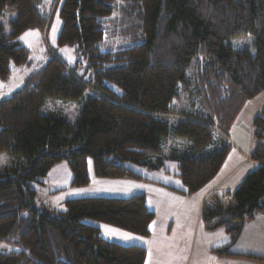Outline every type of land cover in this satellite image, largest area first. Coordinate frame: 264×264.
Returning a JSON list of instances; mask_svg holds the SVG:
<instances>
[{
    "label": "trees",
    "instance_id": "16d2710c",
    "mask_svg": "<svg viewBox=\"0 0 264 264\" xmlns=\"http://www.w3.org/2000/svg\"><path fill=\"white\" fill-rule=\"evenodd\" d=\"M56 2V3H55ZM60 46H76L91 75H79L51 53L11 96L0 98V152L11 164L0 174V264H146L147 248L106 239L92 219L149 237L156 212L145 194L82 197L52 211L35 200L34 183L63 161L71 185L98 177L141 179L130 163L150 170L178 162L184 195H193L221 171L232 149L229 133L246 103L264 92V0H55ZM13 11L10 31L0 26V79L11 63H30L31 50L14 42L30 29L47 33L50 10L41 0H0V17ZM251 35L254 50L230 40ZM107 84L119 86L115 93ZM183 94L200 112L171 107ZM82 101L75 123L42 114L50 99ZM251 157L260 164L233 191L213 193L202 221L225 227L231 240L212 250L235 255L244 224L264 211V109L253 121ZM181 139L171 153L164 145ZM231 222H236L231 226ZM264 261V256L240 254Z\"/></svg>",
    "mask_w": 264,
    "mask_h": 264
},
{
    "label": "rangeland",
    "instance_id": "374dc122",
    "mask_svg": "<svg viewBox=\"0 0 264 264\" xmlns=\"http://www.w3.org/2000/svg\"><path fill=\"white\" fill-rule=\"evenodd\" d=\"M50 10L52 24L49 34L39 29H30L21 34L14 42H19L31 50V61L28 64L17 66L11 63V77L7 81L0 79V98L11 96L17 89L23 86L26 78L35 70L39 69L50 57L51 53L61 56L69 66H74L79 75L88 78L91 75L89 71V62L76 46H60L58 44V36L62 28V19L60 17V6L55 7V0H41ZM55 2V3H54ZM13 11L6 12L0 17V26H3L6 32L10 29L11 14ZM232 46L236 49L249 48L254 50L253 37L251 35L238 36L230 40ZM115 93H121L122 90L115 84H107ZM259 96V95H258ZM259 100H264V93ZM255 102V101H254ZM82 101L71 100L66 101L61 98H53L42 108L41 112L45 115L55 117H64L71 123H75L78 119ZM255 106V103L253 104ZM171 107L178 111L200 112L202 109L196 103L194 97L183 94L180 98H176L171 103ZM233 128L229 133V141L232 150L223 165L219 176L215 182L228 181L224 187H228L231 191L235 190L247 174L254 167L250 163L254 162L251 157V149L256 147L257 139L253 135L251 120L243 115H239ZM254 128V126H253ZM240 136V142L237 137ZM181 142V139L171 138L164 145V152L169 154L173 152ZM237 144L239 147H237ZM11 154L7 151L0 152V174H4L11 164ZM252 161H251V160ZM257 163V162H256ZM129 167L133 169L141 179L127 178V181H114V179L94 178L96 175L92 160L89 159L88 169L91 176V182L85 186L75 187L72 189L73 174L71 167L67 161L54 165L46 176L38 179L33 188L36 190L35 200L38 204H45L48 209L61 212L66 209L64 201L69 199L75 192H83L88 194L86 197H131L137 194H145L147 196L148 205L151 210L156 212L155 220L151 225L153 237L149 240V262L148 264H170L171 260L168 253L175 247L177 239L173 240L160 238V233L165 231L167 227L175 224L174 232H190L189 245H186L183 254L189 256L192 261L198 259L197 264H264V261H251L250 257L241 259H228V255H220L218 253L205 252V247H217L227 244L231 240V236L225 227H219L214 230L204 228L201 213V194L193 197L191 208L185 210L183 205L186 199L178 197L174 199L171 195L173 189H184V184L178 176V162L175 160H166L165 168L159 170H150L141 165L130 163ZM256 168V166H255ZM254 168V169H255ZM246 174V175H245ZM227 177V178H226ZM101 178V179H100ZM57 187H62L57 189ZM207 190V187L206 189ZM84 194V195H85ZM210 199V198H209ZM208 199V200H209ZM198 202V203H196ZM209 205H212L213 199H210ZM87 223L100 224L101 233L110 241L122 245H139L132 242V238H142L121 228H117L105 223H101L92 219H86ZM249 222V221H248ZM246 223L243 227V235L231 247V250L237 251H257L264 254V240L257 237L249 236V232H264V226H257V223ZM183 223V224H182ZM231 226H235L236 222H231ZM194 232V233H193ZM202 232V233H200ZM241 232V233H242ZM192 233V234H191ZM130 236L132 238H130ZM17 249L8 245H0V252L12 251ZM153 253L158 255L163 262H156L153 259Z\"/></svg>",
    "mask_w": 264,
    "mask_h": 264
},
{
    "label": "crops",
    "instance_id": "0c3cea01",
    "mask_svg": "<svg viewBox=\"0 0 264 264\" xmlns=\"http://www.w3.org/2000/svg\"><path fill=\"white\" fill-rule=\"evenodd\" d=\"M11 17H12V19H14L16 17V13L13 12L11 14ZM51 24H52V18H51V23H50L49 30L51 28ZM49 30H48V34H49ZM8 31H10V29ZM263 93H261L256 98L249 100L246 103V105L244 106L242 112L240 113V115H243V117L246 116L248 118V120L250 119L252 123H253L255 117L264 109V100H259L260 99V96ZM254 103H255V106H253ZM251 128L254 131L253 126H251ZM240 136L241 135H239L237 137L238 142H240V140H241L240 139ZM237 147H239L238 144H237ZM254 148H255V146H254ZM254 148L251 149L252 152H253ZM230 153H231V151H230ZM230 153H229V155H230ZM253 161L254 162L250 163V165H252V167H254V168H255V166L257 167L260 164L258 161H255L254 159H253ZM254 168L252 170H254ZM250 170L247 171L246 174H248L250 172ZM218 176H219V174L217 175V177ZM217 177H215L205 187H203L201 190H199L197 193H195L193 195H190V196L189 195H184V194H182L179 191L181 189L178 190V189H175L173 187L170 188V189H173V190H171V191H173V192H171L172 193L171 195H173L174 199H178V197H182L183 199H186L185 201H183V202L186 203V204L183 205V207H184L185 210H188V209L191 208V203L193 201L192 200L193 197H198L196 195L201 194L202 195L201 196V206H202L201 207V213H202V209H203V205H204L205 201L208 200L213 193H219L220 194V193H224V192H227V191H231L230 188L224 187V184H228V181L226 179L225 180L223 179L222 181L215 182V179ZM94 178L99 179V177L97 175ZM126 179L127 178H117V179H114V181H120V182H122V181H127ZM71 186L72 185L70 184V187ZM206 187H207V190H205ZM61 188L62 187H57V189H61ZM74 188L75 187L72 186V189H74ZM84 194L85 193H83V192H75V193H73L70 196V198H82V197L89 196L88 194H85V195ZM196 203H198V202H196ZM246 223L244 224V227H245ZM248 223H257L256 224L257 226H260V225L264 226V211L258 213L255 216V218H253L252 220H250ZM95 225L97 227H99L100 230H101V225L100 224H95ZM174 228H175V224H172L169 227H167L165 229V231H163L159 235L161 239L163 237H167L166 239H168V240H173V239H176V238H181L180 239V242L177 239V243H176L175 247H173V249L170 251V253H168V256L170 257V260H171V263L170 264H197L199 262L198 259L194 258V260L192 261V259H190L189 256H187L186 254H183L184 253V250L182 248H186V245H189V237H188V235H189L190 232H174ZM204 228H205V226H204ZM200 233H202V232H200ZM242 235H243V232L240 234L239 239H241ZM249 236H251V237H257V238H259L261 240H264V232H254V234H251V232H249ZM132 237L130 236V238H132ZM152 237H153V233L149 237H144L147 240H144L142 238H132V242H135V244H139V245L144 246L145 248H147L148 254H147L146 264H148V262H149L148 256H149L150 251H149V245L148 244H149V241H151L149 239H151ZM213 248H215V247H210V248L209 247H205V252L209 251L210 253H212V252L213 253H216L215 251L212 250ZM232 251L235 252L236 254L235 255H228V256H226L228 259H241V258H245L244 255H240V254H244V253H253V254H259V255H263L264 256V254L257 253V251H251V250L250 251H237V250H232ZM153 255H154L153 256V259H154L155 263L156 262H163V259L162 258L159 259L158 258V255H156L155 253H153ZM245 259H248V258H245ZM250 259H253V258H250ZM251 261H260V260L254 259V260H251ZM252 263L256 264V262H252ZM202 264H204V263H202Z\"/></svg>",
    "mask_w": 264,
    "mask_h": 264
}]
</instances>
